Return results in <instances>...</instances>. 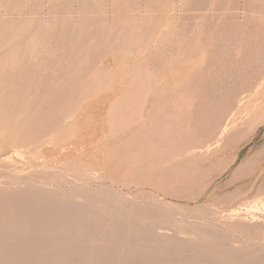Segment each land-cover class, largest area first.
<instances>
[{
	"label": "rangeland",
	"instance_id": "374dc122",
	"mask_svg": "<svg viewBox=\"0 0 264 264\" xmlns=\"http://www.w3.org/2000/svg\"><path fill=\"white\" fill-rule=\"evenodd\" d=\"M0 101V264H264V0H0Z\"/></svg>",
	"mask_w": 264,
	"mask_h": 264
},
{
	"label": "bare ground",
	"instance_id": "6f19581e",
	"mask_svg": "<svg viewBox=\"0 0 264 264\" xmlns=\"http://www.w3.org/2000/svg\"><path fill=\"white\" fill-rule=\"evenodd\" d=\"M20 74V73H19ZM51 76V75H50ZM21 84V83H20ZM16 85V84H15ZM68 87V86H67ZM67 87H66V89H67ZM4 89V88H3ZM4 91H6V90H4ZM6 94H7V92H5ZM4 93V94H5ZM12 93V92H11ZM64 95V94H63ZM8 96H10V95H8ZM12 99V98H11ZM0 103H1V101H0ZM20 104V103H19ZM9 108V107H8ZM15 110V109H14ZM6 114V111H4V108H2L1 106H0V117H2V116H4ZM33 131V130H32ZM27 133V132H26ZM26 133H25V135H26ZM34 135L33 136H35V133L34 132H32ZM37 133V132H36ZM24 135V136H25ZM21 136V135H20ZM22 136H23V134H22ZM30 138V137H29ZM26 140V139H25Z\"/></svg>",
	"mask_w": 264,
	"mask_h": 264
}]
</instances>
